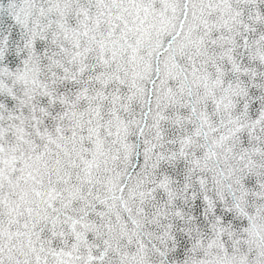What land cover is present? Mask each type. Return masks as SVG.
<instances>
[{
    "label": "snow or ice",
    "instance_id": "6c2138e0",
    "mask_svg": "<svg viewBox=\"0 0 264 264\" xmlns=\"http://www.w3.org/2000/svg\"><path fill=\"white\" fill-rule=\"evenodd\" d=\"M0 264H264V0H0Z\"/></svg>",
    "mask_w": 264,
    "mask_h": 264
}]
</instances>
